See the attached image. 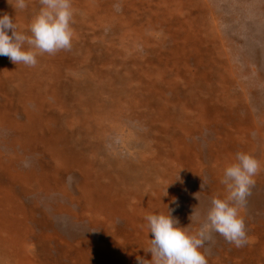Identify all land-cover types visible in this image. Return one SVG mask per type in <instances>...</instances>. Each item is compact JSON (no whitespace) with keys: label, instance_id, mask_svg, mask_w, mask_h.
Instances as JSON below:
<instances>
[{"label":"rangeland","instance_id":"1","mask_svg":"<svg viewBox=\"0 0 264 264\" xmlns=\"http://www.w3.org/2000/svg\"><path fill=\"white\" fill-rule=\"evenodd\" d=\"M37 1L27 0L31 6L21 11L25 27L22 31L15 23L17 31L28 34V25L40 8ZM81 1L88 4L93 16L95 7L99 14L108 12L113 18H81L83 13L74 10L72 47L56 52L62 56L57 72L48 65L45 54H40L36 66L30 67L33 72H24L26 77L19 82L15 79L17 84L33 80V86L28 88L32 96L26 103L29 111L37 112L40 100L57 107L43 106L41 114H23L20 107L24 103L15 101L12 88L4 87L1 77L8 81L4 72L15 68L18 73V66L25 65H15L0 56V67H7L3 73L0 71V244L7 240L10 263L138 264L139 257L147 260L142 264H150L147 249L152 236L144 217L150 213L167 214L169 209L178 227L195 234L205 223L211 200L227 196L221 183L224 168L235 162L237 152H244L261 164L241 211L248 242L237 248L213 232L200 251L207 264H264V0H94L91 6L89 0ZM194 4L202 5L201 11ZM11 7L14 0H0V13ZM126 20L134 23L139 32H127L122 25ZM201 21L206 22V31L198 27ZM102 55L121 59L123 80L144 67L145 80L152 81L154 91L138 89L132 81L129 88L139 91L140 104L136 102L125 109L127 99L117 100L127 82L123 86L119 81L113 86L111 80L95 87L89 84L115 75L105 65L96 71ZM157 69L162 70L160 75ZM160 82L164 90L160 101L155 102ZM189 84L195 88V101H178L180 109L189 113L184 111L185 116L176 122L173 110L179 107L174 101ZM18 87L13 86L16 94L26 93L24 86ZM49 87H57L60 93L53 101L47 96ZM86 88L94 94L83 92ZM67 98L82 105L76 114L89 113L94 119L78 122L74 116L68 122ZM100 105L102 113L112 111L114 115L109 113L111 117L107 114L99 119ZM121 105L124 112L139 115L136 123H128V128L113 117ZM46 109L58 120L45 117ZM119 127L125 134L131 127L130 131L144 134L149 140L162 136L160 143L167 144L164 148L168 151H174L170 142L181 145L174 147L181 153L180 158L171 157L168 151V156L148 155L153 164L161 166L163 175L139 199L126 196V190L121 188L124 182L114 185L112 181L119 179L116 171L136 172L133 165L131 169L128 166L133 161L129 158L131 152L121 148V132L116 131ZM100 129L105 130L101 132L103 151L123 157L121 161L110 168L102 166L101 174L84 169V165L89 166L88 160L81 161L79 155L66 154L67 166L54 164L48 150L61 146L65 151L73 149V140L78 145L94 144ZM176 130L182 138L170 135ZM67 168L73 170L69 173ZM153 189L157 191L150 192ZM131 200L138 201V205Z\"/></svg>","mask_w":264,"mask_h":264},{"label":"clouds","instance_id":"2","mask_svg":"<svg viewBox=\"0 0 264 264\" xmlns=\"http://www.w3.org/2000/svg\"><path fill=\"white\" fill-rule=\"evenodd\" d=\"M39 4V11L28 25V34L17 31L13 18L8 14L0 15V56L9 58L15 65L34 67L38 55H51L72 47L74 12L71 0H39ZM27 6V0H14L17 10L23 11ZM260 170L261 164L257 159L237 152L235 162L223 170L221 183L227 196L211 200L205 223L195 234H189L185 227H178L179 222L169 209L167 214H147L144 219L152 236L147 249L151 253L150 264H207L206 256L200 249L211 239L213 232L237 248L245 246L248 239L241 211L247 204L255 184L254 178ZM68 180L71 182L72 178ZM137 259L138 264L147 261Z\"/></svg>","mask_w":264,"mask_h":264},{"label":"bare ground","instance_id":"3","mask_svg":"<svg viewBox=\"0 0 264 264\" xmlns=\"http://www.w3.org/2000/svg\"><path fill=\"white\" fill-rule=\"evenodd\" d=\"M36 1V0H35ZM71 2H72V8H73V11L74 10H79V13L81 12V14L83 13V16L81 17V18H84V17H90V18H92V17H96V20L97 19H99L101 16L103 17V19L101 20V21H104L105 19H107V20H105V21H109L110 19H112L113 18V16H112V14H110V13H108V12H104V13H101V14H99L100 12L99 11H97V9L98 8H95V7H93L95 10H96V13H95V16H93L94 15V13H92V11H91V8L88 6V4L85 2V1H81V0H71ZM89 5L91 6L92 4H93V2H94V0H89ZM31 3V2H30ZM36 3H38L39 4V0L36 2ZM36 3L34 2V6L36 5ZM95 3V2H94ZM187 3H189L188 1H187ZM3 4V3H2ZM5 4V3H4ZM3 4V5H4ZM3 5H2V7H3ZM188 5H190V4H188ZM195 6L194 7H196L199 11H201V9H202V5H197V4H194ZM31 6V4H28V7H30ZM184 6H186V3L184 4ZM35 8V7H34ZM34 8L32 9V10H34ZM186 8H187V6H186ZM4 9V8H3ZM39 10V9H38ZM33 12H35V10L33 11ZM5 13H7L8 15H9V17H11V18H13V21H14V24L16 23L17 24V26H19L20 28H21V30L23 31L24 30V28L23 27H25V25H23V18H24V16L22 15V12L21 11H19V10H17V9H15L14 7H11V8H6L4 11H2V13H0V15H2V14H5ZM205 13H206V10H205ZM209 14H212V13H210V12H208ZM107 14V15H106ZM74 15H76V12H74ZM100 15V16H99ZM80 16V15H79ZM74 17H76V16H74ZM78 17V16H77ZM99 17V18H98ZM90 21H94V20H90ZM98 21V20H97ZM96 22V21H95ZM204 21H201V25H197L201 30H203V31H206V28H204L205 27V25L204 24H206V22H204ZM26 23V21L24 22V24ZM123 23H125V24H122L123 25V27L126 29V31L127 32H129V33H134V34H136L137 32H139V28L138 27H136V25H134V23L132 24L131 22H129L128 20H126V21H123ZM105 24H106V22H105ZM182 25V24H181ZM201 26H203V28L201 27ZM154 28V27H153ZM180 27H178V29H179ZM184 29V28H183ZM150 30H152V29H150ZM154 31V30H153ZM183 32L185 31V29L184 30H182ZM185 33H186V31H185ZM206 33V32H205ZM205 33H198L200 36H202L203 34H205ZM9 35H11V32L9 31V33H8ZM194 35V34H193ZM131 36H133V35H131ZM146 39H149V38H146ZM146 45L147 46H149L150 44L147 42L146 43ZM156 52V51H155ZM44 55V54H43ZM43 55H41V56H43ZM40 56V57H41ZM45 56H46V58H47V61H48V63H50V64H48V65H52V67H53V69L55 70V72H57V70H58V68H59V63L61 62V60H62V56H61V54L59 53V54H53V55H49V54H46L45 53ZM85 56H86V54H85ZM44 57V56H43ZM43 57L42 58H39V60L40 59H43ZM112 57L113 58H109V56H105V55H102V57L100 58V59H98L99 61H100V66L99 67H97L96 68V71L98 70V69H102L103 70V68H104V66L103 65H105V66H109V68H111V70H109L110 71V73H115V75H112V77L111 76H108L109 78L108 79H104L103 80V82H101L100 81V79H95V82L96 83H94V82H92V81H90L89 82V84H91L92 86H96L97 84H101V83H108V82H110V80L113 82V86H115L116 85V83L119 81V82H122L121 84H120V86H123V82H127L126 84H125V86H123L120 90L121 91H119L118 92V96H119V98H118V102L120 101V99H122V100H126L127 99V101H124L125 102V104H123V105H126L125 106V109H127V108H129V105H132L133 104V106L136 104V102H137V104L139 105L140 104V93H139V91L138 90H132V88H129V86H130V83L132 82V81H135L136 83H137V85H138V89H142V88H146V89H148L149 91H151V90H153L154 91V86H153V83H152V81H146L145 79H146V75H147V73H145V72H143V68L141 69V70H138V72L134 75V76H132V77H129V76H127L128 77V79L126 78V80H123L124 79V77L122 76L123 74H122V72L120 71V69H121V66L122 65H120V61H121V59H118V58H116V56L115 55H112ZM186 57H188L187 55H185V58ZM118 59V60H117ZM106 60H108V62L106 61ZM120 60V61H119ZM52 62H53V64H52ZM94 63V62H93ZM8 66H9V64H7ZM146 65V64H145ZM142 66V65H141ZM19 67V71H18V73L17 72H15V68L13 69L12 67V69H10L9 71H6V72H4V69L5 68H7V67H5V66H1L0 67V71L3 73L4 72V74L3 75H5V76H3L4 78H9V80L7 81V80H5V79H3L2 77H1V80H2V82H3V86L4 87H6V86H9L10 88H12V93H13V96L15 97L16 96V102L18 103V104H22V103H24V105L22 106V107H20L21 108V112L23 113V114H25V112H27V111H29L28 110V108H27V105H26V103H29L30 102V99H31V94L32 93H29V87L31 88L32 86H31V82H33V80L31 81V82H29L28 84H26V83H24L23 82V84H17L16 83V81H20L22 78H25L26 77V73L24 74V72H29L30 73V71L31 72H33L32 71V69L30 68V67H27L26 68V66L24 67V66H18ZM21 67L23 68L22 70H24V71H22L21 70ZM120 67V68H119ZM149 69V68H148ZM94 70V69H93ZM34 71H35V69H34ZM37 71V70H36ZM95 70H94V72H96ZM111 71H113V72H111ZM8 72V73H7ZM47 72V71H46ZM159 72H162V70L161 69H157V74L158 75H160L159 74ZM40 74V73H39ZM35 75V74H34ZM75 75V74H74ZM134 77V78H133ZM111 78H113V79H111ZM132 78V79H131ZM15 79H16V81H15ZM40 79V78H39ZM53 80V79H52ZM85 80H87V79H85ZM161 80L163 81V78H161ZM50 81V80H49ZM39 83V82H38ZM11 84H13V86H15L16 88L19 86H24L25 87V89H24V91H26V93H24L23 92V94H16V92H15V90H16V88L14 89L13 88V86L11 85ZM51 86H52V84H51ZM54 86V85H53ZM140 86H141V88H140ZM18 87V88H19ZM50 88V87H49ZM37 89H38V87H37ZM36 89V90H37ZM41 89V88H40ZM185 91L183 92V94H180V98L179 99H177V101L175 100L174 101V104H177L178 105V109L176 110V109H174L173 111H174V118L176 119V122H178V119H181L182 120V118H183V115L185 116V114H184V111H186V113L188 112L189 113V111L188 110H183V109H180V107L182 106L181 104H179L178 103V101L180 102V101H186L187 102V104H189V103H191V102H193V101H195V98H196V95H195V88H194V86L193 85H191V84H189V85H186L184 88H183ZM36 90L34 91V92H36ZM39 90V89H38ZM43 90V89H42ZM159 90H160V92H159V94H158V97H156V100H155V102L156 101H160V95H161V93L163 92V90H164V87L162 86V84H161V82H160V87H159ZM40 91V90H39ZM84 91H86V92H88L89 94H94L89 88H86L85 90H83V92ZM32 92H33V88H32ZM35 94V93H34ZM59 91H58V88L56 87V88H54L53 87V89H48V92H47V96L49 97V99H53V97H55V96H59ZM199 94V93H198ZM198 94H197V96H198ZM39 95V94H38ZM95 96V95H94ZM120 96H122V97H120ZM14 97H13V99H14ZM46 97V96H45ZM35 99V98H34ZM33 99V100H34ZM99 99V98H98ZM32 100V101H33ZM19 101H20V103H19ZM42 101V102H41ZM53 101V100H52ZM67 103L68 104H70L69 105V107H68V110H67V113H66V120H68V122H71V118L70 117H74V116H76L75 118H74V120H76V121H78L79 122V120L81 121V122H84L83 120H90L91 118L92 119H94V117H91L90 116V114L89 113H84V112H82V113H80L79 112V114H76L75 113V111L78 109V108H82V105L80 104V105H78V103H75L74 104V102H72V100H68V98H67ZM97 101V100H96ZM112 101V100H111ZM34 102V101H33ZM40 102H41V104H39V105H36L38 102H36L35 103V105L37 106H35L36 108L35 109H37V112L36 111H34L33 110V112H32V110L31 111H29L31 114H33V115H37V114H41L40 113V111H43V109H42V107L43 106H48V107H50L51 105H53V107H57V105L54 103V104H45V100H40ZM82 102V101H81ZM82 103H84V102H82ZM100 103H101V101H100ZM121 103V102H120ZM84 106H86L85 104H83ZM123 105H121V107L123 108H118L117 110V115L116 116H113L117 121H112L113 123H118V124H123V123H125V125H127L126 126V128H128V123H130V122H134V123H136V120H137V118H139V115H136V114H134V116H132L131 114H129V113H127V112H124L123 110H124V107H123ZM191 105V104H190ZM87 107V106H86ZM104 108H105V106H103ZM116 107V106H115ZM18 108V107H17ZM89 108V107H88ZM95 108H96V106H95ZM99 108V109H98ZM98 108H96V109H98V111H97V113L99 112V114H97V116H98V118L100 119V117H102V116H104V117H107V114H108V117L111 115H114V113H111V112H109L110 113V115H109V113H102L101 112V110H100V108H102V106L100 105V106H98ZM104 108H103V110H104ZM90 109V108H89ZM47 110V109H46ZM93 110L94 109H92L91 111L93 112ZM156 110H159V112H158V114L160 113V111H161V109H160V106L156 109ZM39 111V112H38ZM65 111H66V107H65ZM44 112H45V117H47V118H51V117H54L53 119L55 120V121H57L58 119H56L55 118V116H53V115H51L50 113H49V111L47 110V111H45L44 110ZM104 112V111H103ZM122 112H124L123 114H122ZM157 112V111H156ZM122 114V115H121ZM95 115V114H94ZM110 116V117H111ZM33 117V116H32ZM113 117H112V120H113ZM70 119V120H69ZM91 119V120H92ZM96 119H97V117H96ZM114 119V120H115ZM156 121H158L159 122V119L158 118H156L155 119ZM101 122H103L102 120H100ZM107 121H109V120H107ZM111 121V120H110ZM60 122H63V120H60ZM48 123V119H47V122H46V124ZM140 125V124H139ZM83 126H84V124H83ZM111 126H112V131H113V129H114V126L111 124ZM124 126V125H123ZM131 126V125H130ZM84 128H86V127H84ZM107 128V127H106ZM130 128V130H131V127H129ZM116 129V128H115ZM85 130V129H84ZM128 131L126 134L125 133H123V132H125V130H123L122 128H117L116 129V131H117V134H120V132H121V135H119V137H120V140H121V148L122 149H124V150H127L128 152H131L130 154H129V158L131 159V158H133V161L131 162V161H127L128 162V166H130L129 167V169H131V167H132V165L135 167V169H136V172H130V174H126L125 173V171H116V175H119V179L117 180V179H113L112 181H113V184L115 185V184H117V183H119V182H124V184H122L121 185V188L124 190H126V192H127V197H129L130 199H134V198H136V199H139V198H142L145 194H147V192L145 191L146 190V188L147 187H153V185L155 186L156 184V182H154V181H156V179H158L159 178V180L160 179H162V175H163V173H162V171H161V166L159 165V167H157V165L156 164H153L152 162H151V156H148V155H154V154H163V155H166V156H168V153H170V155H171V157H175V158H180L181 157V153H179V152H177L176 151V149L174 148V147H177V148H179L181 145H180V143L179 142H175L174 143V145H173V143H169V145H170V147L172 146V149L174 150L173 152H172V150H170L169 149V151L168 150H166L165 148H164V146H166L167 144H165L164 146H162V144L160 143V142H162V140L164 139V137H162V136H156L155 138H153L152 140H149L144 134H139L138 132H133V131ZM83 131V130H82ZM81 131V132H82ZM103 131H105L104 129H100V130H98V135L99 136H97V138H96V142L94 143V144H90V143H84V145H81V144H79L78 145V142L76 141V140H73V141H70V143L71 142H73V144H72V147H73V149H70V150H67V151H65L64 149H63V146H61V148H58V147H56V148H54V149H51V151L50 150H48V154H50L51 155V159H53V162H54V164L56 165V166H67L68 165V163H64L65 162V160H66V154H67V156H78L79 155V157H80V160L81 161H86V160H88V164H89V166L88 165H84L83 167H84V169H91V170H93V171H96L98 174H101V173H103L102 171H101V169H102V166L103 167H105V168H110V165L112 166V165H114L115 163H117L118 161H121L122 159H123V157H120V156H118V155H115V154H110V153H106V152H104L103 151V140H104V135H103V133H101V132H103ZM111 131V132H112ZM115 131V132H116ZM139 132H142L141 130L139 131ZM160 131H157L156 133L157 134H162V132H160ZM163 132H164V129H163ZM84 133H85V131H84ZM175 134V137H177V136H179L180 134H182V133H180V131H174L173 133H171L170 135H174ZM78 135V132L74 135V136H77ZM73 136V137H74ZM109 136V135H108ZM183 136L182 135H180L179 136V138H182ZM129 138H131V143H130V141H129ZM16 140H19V139H16ZM18 143H20V142H18ZM155 143H158V145L156 146V147H153V144H155ZM160 143V144H159ZM146 146V147H148V148H145L144 147V145ZM76 146V147H75ZM96 146V147H95ZM132 146V147H131ZM150 146V147H149ZM50 148V147H49ZM48 148V149H49ZM145 148V149H144ZM135 151V152H134ZM168 151V153H166ZM172 152V153H171ZM65 154V155H64ZM133 154H134V156H133ZM64 155V156H63ZM103 161V162H101V161ZM90 167V168H89ZM73 170V168H67L66 169V171L67 172H69L70 173V171H72ZM132 170H133V168H132ZM124 172V173H123ZM161 172V173H160ZM159 173V174H158ZM90 174V173H89ZM116 175H114L115 177H116ZM95 176H96V174H95ZM125 178V179H124ZM161 182V181H160ZM159 183V182H158ZM85 184V183H84ZM160 184V183H159ZM155 188V187H154ZM141 190H144V191H141ZM154 191H157V190H151L150 192H152V193H154ZM149 193V192H148ZM170 193V192H169ZM169 193H167L166 194V196H168L169 195ZM133 201V202H132ZM132 204H136V205H138V201H134V200H131L130 201ZM7 240H5L4 241V243H2V244H0V264H11L10 263V261L12 260H10L9 261V259H10V257H11V255H10V252L8 251V249H7V246L5 245V242H6Z\"/></svg>","mask_w":264,"mask_h":264}]
</instances>
